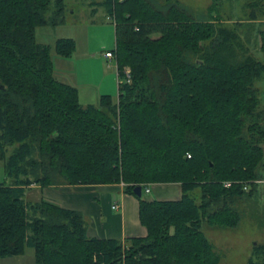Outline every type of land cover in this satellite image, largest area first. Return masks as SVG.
I'll return each mask as SVG.
<instances>
[{"label":"trees","instance_id":"trees-1","mask_svg":"<svg viewBox=\"0 0 264 264\" xmlns=\"http://www.w3.org/2000/svg\"><path fill=\"white\" fill-rule=\"evenodd\" d=\"M212 1L214 14L221 0ZM104 4L115 20L118 100L83 107L36 40L38 27L64 24L65 0H0V259L32 248L36 264H220L203 223L235 229L237 204L261 196L264 30L259 59L243 21L194 18L179 0ZM246 7L247 22L264 24V0ZM76 47L55 43L63 58ZM169 183L181 185L180 200L143 199L146 185ZM114 184L138 199L146 237L91 238L81 212L26 200L33 185ZM253 253L263 260L248 264H264V245Z\"/></svg>","mask_w":264,"mask_h":264},{"label":"rangeland","instance_id":"rangeland-1","mask_svg":"<svg viewBox=\"0 0 264 264\" xmlns=\"http://www.w3.org/2000/svg\"><path fill=\"white\" fill-rule=\"evenodd\" d=\"M102 0H65V22L57 27L43 26L36 30V40L39 44L51 47L53 61L59 57L55 51V43L58 38H75L79 43L78 50L68 64L72 65L88 54L102 58V54L111 52L116 46L115 25L108 8L101 3ZM194 15V18L210 19L220 18L230 28H234L237 22L243 21L239 27L244 39L251 36L252 44H249L256 57L262 59V54L257 52L260 47L258 29L264 30V24L259 22H247L250 10L246 7V0H221L217 13L212 14L210 7L212 0H179ZM263 21L264 17L260 16ZM257 38V40H256ZM66 59V58H62ZM101 68V63L96 62ZM108 68H116L115 60L105 63ZM110 71V70H109ZM113 71H115L113 69ZM116 78V95L113 100H118V77ZM261 89V98L264 105V83L258 84ZM86 107L85 104H82ZM264 180V165L261 168ZM6 177L4 164L0 161V182ZM261 196L253 199H245L237 204L241 220L235 229H222L212 227L204 222L202 230L209 241L213 244L215 251L220 256V264H248L250 259L261 262L263 257L255 255L253 249L257 245H264V185L261 186ZM28 194L27 201H35L34 195ZM147 193L143 195L145 197ZM0 264H36L35 252L27 248L23 256L0 259Z\"/></svg>","mask_w":264,"mask_h":264},{"label":"crops","instance_id":"crops-1","mask_svg":"<svg viewBox=\"0 0 264 264\" xmlns=\"http://www.w3.org/2000/svg\"><path fill=\"white\" fill-rule=\"evenodd\" d=\"M104 2L105 0L101 1L103 4ZM71 39L75 40L77 51L80 48L79 43L77 39ZM105 54L101 58L88 52L85 58L72 65L67 60H71L74 54L66 59L59 56L53 61L55 77L79 90L81 105L99 106L103 96L116 95L114 72L116 71L118 77L117 66L107 69L105 63L112 60L107 59ZM96 62L101 63V68ZM149 188L150 192L143 197L148 202L178 201L183 195L181 185L177 183L150 184ZM144 193L146 194L145 191ZM28 194L34 195L36 200L33 202L45 200L64 209L81 212L91 238L124 241L127 238H144L148 235L147 229L140 222L139 201L125 193L123 184L58 185L44 188L33 185L27 189ZM116 205L119 206L118 209L113 208Z\"/></svg>","mask_w":264,"mask_h":264},{"label":"built area","instance_id":"built-area-1","mask_svg":"<svg viewBox=\"0 0 264 264\" xmlns=\"http://www.w3.org/2000/svg\"><path fill=\"white\" fill-rule=\"evenodd\" d=\"M112 18H113V17H112ZM113 21H114V23H115L114 18H113ZM105 57H106L107 59H109V60H115V55H114L112 52H108V53H106V54H105ZM115 62H116V60H115ZM126 75H127L128 79H130V70H129V69L126 70ZM120 82H121V81H120V79L118 78V84H119ZM255 183L258 184V185H264V180H263V179H262V180H258V181H256ZM231 186H232V183H230V182L225 183V187H226V188H230ZM244 190H245V191L248 190V184L245 185ZM144 191H145L146 193H149V192H150L149 185H146V186H145ZM113 208H114V209H118L119 206L116 205V206H114Z\"/></svg>","mask_w":264,"mask_h":264},{"label":"water","instance_id":"water-1","mask_svg":"<svg viewBox=\"0 0 264 264\" xmlns=\"http://www.w3.org/2000/svg\"><path fill=\"white\" fill-rule=\"evenodd\" d=\"M134 193H135L136 196L142 197V195H143L142 194L143 193V188L141 186L136 187L135 190H134Z\"/></svg>","mask_w":264,"mask_h":264}]
</instances>
